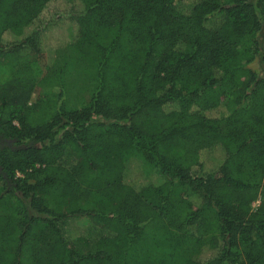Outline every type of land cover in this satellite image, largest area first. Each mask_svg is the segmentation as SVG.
<instances>
[{"label":"trees","instance_id":"16d2710c","mask_svg":"<svg viewBox=\"0 0 264 264\" xmlns=\"http://www.w3.org/2000/svg\"><path fill=\"white\" fill-rule=\"evenodd\" d=\"M1 140L0 264H264V0H0Z\"/></svg>","mask_w":264,"mask_h":264},{"label":"rangeland","instance_id":"374dc122","mask_svg":"<svg viewBox=\"0 0 264 264\" xmlns=\"http://www.w3.org/2000/svg\"><path fill=\"white\" fill-rule=\"evenodd\" d=\"M48 64L45 59H41L38 63L30 65L32 71L34 72V75L36 74L38 80H40L42 76H45L46 74L55 73L56 76H58V74H61L62 76H64L63 78H67L70 82L68 85L67 93H71L74 104L83 105L89 100L91 96L92 86L86 87L84 79V74L86 73L83 72V70H85L84 64H81L79 62V58L75 55L73 48H65L58 56L57 64L54 67H49ZM22 65L18 67L20 68L22 67ZM252 68L259 69V64H253ZM7 78L9 77H5L2 80L5 81ZM43 94L44 93L41 88H36L33 93L31 102H35L38 98L43 96ZM9 144L12 145V142H10ZM259 203L260 202L258 201L253 206L257 207ZM198 252L199 250L197 249L187 250V253L189 255H196Z\"/></svg>","mask_w":264,"mask_h":264},{"label":"flooded vegetation","instance_id":"af4514ba","mask_svg":"<svg viewBox=\"0 0 264 264\" xmlns=\"http://www.w3.org/2000/svg\"><path fill=\"white\" fill-rule=\"evenodd\" d=\"M4 143H5V141H3V140L0 141V144H4ZM8 143H10V142H8ZM9 145H11V144H9Z\"/></svg>","mask_w":264,"mask_h":264}]
</instances>
